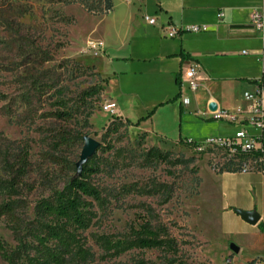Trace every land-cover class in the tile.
I'll return each instance as SVG.
<instances>
[{
  "label": "rangeland",
  "instance_id": "1",
  "mask_svg": "<svg viewBox=\"0 0 264 264\" xmlns=\"http://www.w3.org/2000/svg\"><path fill=\"white\" fill-rule=\"evenodd\" d=\"M131 2L114 0V11L104 16L84 6L95 0H0V205L8 203L12 209L0 215V241L11 250L18 233L35 245L31 232L37 225L36 204L50 199L74 174L87 135L99 142L91 156L96 170L89 178L99 197L90 198L88 226L74 232L77 242L93 253L85 264H132L137 257L162 264L159 249L107 252L97 242L99 236L127 237L139 215L169 227L187 264H253L255 259H248L264 252V240L238 231L229 218L226 192L238 175L222 176L223 171L213 169L215 161L225 162L222 151L147 136L102 108L115 82H108L104 59L95 58L105 48L91 41L107 36L106 26L121 18ZM144 14L161 21L157 11ZM195 33L181 32L188 39ZM160 34L157 26L132 24L124 48H107L114 78L131 94L118 99L125 112L140 109L150 95L167 98L178 90L174 75L158 70L155 53L164 39ZM216 60L228 66L232 59ZM97 87H102L99 94L82 93ZM58 99L66 100L68 118L53 114ZM191 119L192 137L186 138L202 142L222 136L211 135L218 119ZM151 147L168 152L169 159L149 157ZM24 151L27 164L20 169L16 160ZM158 183L171 188L167 200L155 192ZM231 242L237 252L229 248Z\"/></svg>",
  "mask_w": 264,
  "mask_h": 264
},
{
  "label": "crops",
  "instance_id": "2",
  "mask_svg": "<svg viewBox=\"0 0 264 264\" xmlns=\"http://www.w3.org/2000/svg\"><path fill=\"white\" fill-rule=\"evenodd\" d=\"M111 2V9L101 15L112 14L114 0ZM258 3L259 0H133L128 5V11L121 18L116 17L115 23L109 27L106 26L108 35L100 40L106 53L95 56L106 62L109 72L105 74L110 77L108 82H115L113 90L108 91L110 95L108 99L116 102V115L123 120L135 122L153 109L149 116L141 119L136 125L130 126L145 132L147 136L177 142L179 138L192 137L193 120L191 118H208L205 112L210 101L216 102L219 108L241 107L244 111L248 110L244 95L255 89L258 80L264 87V35L253 29L248 19L250 10ZM148 11L151 13L157 11L160 17L158 19L161 21L156 19L153 24L147 22L143 15ZM218 11H223L224 15L218 17ZM168 23L175 25L206 23L209 28L206 31L196 32L190 39L181 33L176 37H170L172 39H167L161 25ZM132 24L137 27L141 24L146 26L151 24L161 29L160 35L164 39L160 40L155 53L159 62L158 70L160 73L173 74L174 83L176 73L181 80L182 70L189 60H198L199 85L194 92L185 90L190 97V103L187 106L182 105L180 96L173 101L169 100L174 94L167 98L150 95L143 103H140V109L129 108L125 112L120 108L118 99L127 100L131 94L124 93L119 80L114 78V70L109 66L113 58L107 56V48L114 47L115 50L124 48ZM96 42L93 39L91 41L93 44ZM239 45L247 46L249 49L246 50L247 53H242L241 50L244 48L239 49ZM218 56L232 60L228 66L219 65L216 60ZM177 86V92L180 93L181 85ZM262 100L264 109V95ZM218 120L215 121L211 135H229L241 127V119L235 122L224 118ZM247 128L252 133L256 132L254 127ZM220 174L222 176L238 175L226 192L227 203H229L227 210L231 214L229 218L234 222V228L239 229L238 231L246 230L254 240H264V232L257 227L259 221L264 222V173L223 171ZM235 209L255 210L259 215L258 222L255 224L245 222ZM254 253L248 260L255 259L253 264H264V252Z\"/></svg>",
  "mask_w": 264,
  "mask_h": 264
},
{
  "label": "trees",
  "instance_id": "3",
  "mask_svg": "<svg viewBox=\"0 0 264 264\" xmlns=\"http://www.w3.org/2000/svg\"><path fill=\"white\" fill-rule=\"evenodd\" d=\"M87 10L98 9L100 12L107 13L111 7V0H95L94 5H85ZM105 54L106 50L103 49ZM175 83L180 84L179 75H175ZM84 90L82 93L86 96L99 94L102 87ZM179 96V92L169 100L173 101ZM57 109L53 114L58 118H68L71 111L67 106L65 99L55 101ZM153 109L145 115L139 117L135 122L125 119L129 125H136L141 119L146 118L152 113ZM115 120H121L115 119ZM115 124V123H111ZM110 128L108 125L107 129ZM143 134L145 132H142ZM180 142L188 146L195 147L198 142L195 140H187V138H179ZM147 155L160 160H168L169 153L159 150L157 147H151L147 151ZM27 152H23V156L19 157L17 166L24 169L27 164ZM94 158L89 157L86 162L81 164L80 168H76L70 179L62 186L61 189L54 192L50 199L43 198L36 204L37 225L34 226L31 235L36 242L32 245L30 241H26L16 233L17 244L7 250L0 241V254L4 263L0 264H85L92 258L93 253L89 248L84 247L77 242L74 232L84 229L89 224V214L91 211V199H98L99 190L89 180L92 173L95 172ZM233 171L230 167H222L218 170ZM155 192L164 195L163 200H167L170 195L171 188L165 183L156 184ZM12 211L8 203L0 205V215L8 214ZM257 227L264 232V222L259 221ZM37 230V231H36ZM17 232V231H16ZM99 246L104 251L120 252L131 247L140 249H159L162 254V264H187L183 257L184 251L179 245L178 240L170 232L169 227L161 222L152 223L150 218L139 215L135 225H130L127 237L109 238L99 236L97 238ZM28 250L33 253L27 254ZM132 264H154L150 260L143 257H137Z\"/></svg>",
  "mask_w": 264,
  "mask_h": 264
},
{
  "label": "built area",
  "instance_id": "4",
  "mask_svg": "<svg viewBox=\"0 0 264 264\" xmlns=\"http://www.w3.org/2000/svg\"><path fill=\"white\" fill-rule=\"evenodd\" d=\"M223 15V11L217 12L218 17H222ZM248 16L251 27L262 34L264 29V0H259V3L250 10ZM143 17L151 24L156 22L155 18L149 17L146 14L143 15ZM161 28L165 36L176 37L180 35L182 31H206L209 25L206 23H189L185 25L168 23L162 24ZM95 45L102 46V43L98 41ZM241 52L247 53L245 49H242ZM199 69L200 64L198 60L191 59L182 70L179 98L184 106L190 103V97L186 94L185 90L187 89L190 92H194L199 85V81L197 80V72ZM263 95L264 87L258 80L255 89L244 95V100L248 103V110L244 111L241 107H236L234 109L216 107L214 110H210L207 107L205 114L210 118H224L232 122L241 119V127L235 130L232 136H208L202 142H198L196 147L209 145L222 151L225 162L215 161L213 163V169L219 170L222 167H230L231 170L233 169V171L242 173H264ZM102 108L106 112L116 115V102L114 100L107 99ZM249 126L254 127L256 132H250L247 128ZM187 140L190 139L187 138ZM225 164H227V166H224Z\"/></svg>",
  "mask_w": 264,
  "mask_h": 264
},
{
  "label": "water",
  "instance_id": "5",
  "mask_svg": "<svg viewBox=\"0 0 264 264\" xmlns=\"http://www.w3.org/2000/svg\"><path fill=\"white\" fill-rule=\"evenodd\" d=\"M207 107L210 110H214L217 107L216 102L214 101H210L207 104ZM99 145V142L97 140H95L94 138L90 137V136H84V142L80 151V156L78 161L76 162V168L79 169L81 164H83L84 162L87 161V159L89 157L92 156V154L96 151L97 147ZM240 217L247 223L250 224H255L258 222L259 219V215L255 210H243V209H237L235 210ZM229 248L233 251V252H237L238 251V246L234 243H230L229 244Z\"/></svg>",
  "mask_w": 264,
  "mask_h": 264
}]
</instances>
